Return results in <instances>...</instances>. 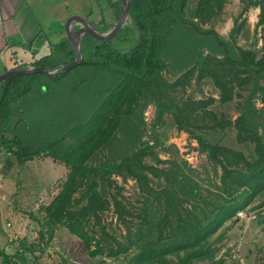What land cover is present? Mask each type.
Listing matches in <instances>:
<instances>
[{
	"label": "trees",
	"instance_id": "trees-1",
	"mask_svg": "<svg viewBox=\"0 0 264 264\" xmlns=\"http://www.w3.org/2000/svg\"><path fill=\"white\" fill-rule=\"evenodd\" d=\"M243 1L239 16L258 6L255 27L264 31L263 0ZM225 2L130 0L127 19L113 39L100 43L81 34L76 42L82 63L54 77L21 73L0 84V152L13 154L21 167L49 158L67 169L60 190L43 209L48 233L63 224L91 256L120 257L124 264L203 259L220 264L211 237L264 193V113L254 102L257 93L264 102V36L259 54L237 44L243 22L236 18L227 38L210 27ZM112 26L105 24L100 33ZM56 48L63 61L74 58L65 41ZM53 62L49 53L30 65ZM165 73H173L174 80ZM202 81L211 82L218 98L177 100L186 85ZM235 97L242 100L234 119L208 108L216 99L223 104ZM148 105L154 106L149 123L144 119ZM166 114L178 131L196 140L214 173L209 185L196 167L169 153L166 138L157 133ZM227 128L247 154L221 143L218 133ZM158 147L167 159L159 158ZM148 155L156 163L146 162ZM116 176L134 181L133 202L123 196ZM109 209L124 233L101 224ZM90 221L97 229L89 233ZM34 248L19 240L13 253L0 250V264L25 262Z\"/></svg>",
	"mask_w": 264,
	"mask_h": 264
},
{
	"label": "rangeland",
	"instance_id": "rangeland-1",
	"mask_svg": "<svg viewBox=\"0 0 264 264\" xmlns=\"http://www.w3.org/2000/svg\"><path fill=\"white\" fill-rule=\"evenodd\" d=\"M85 1L88 3L92 0ZM100 1L102 8L99 10L103 14L104 20L110 19V14L114 9L115 11L119 10V0ZM245 4L246 2L243 0H226L222 11L211 24L209 23V26L223 38H227L236 18L237 23L243 22V27L237 37V44L242 47L255 48L260 54L259 47L262 45L264 31L260 26L255 27L260 9L258 6H251L239 16ZM113 21H111V26L116 22ZM48 39L50 45L60 43L59 41L55 42L52 37H48ZM255 39H257V44L253 45ZM57 52L60 51L53 49L52 52H31L29 49L19 46L15 58L8 59L5 65H0V74L16 67L18 69L26 68L29 63L37 60L44 53L51 54L52 61H54L52 64L63 61L62 56ZM165 76L170 81L175 78L173 73H165ZM243 93L246 95L247 91L244 90ZM186 96L195 99L209 96L218 98L217 90L209 81H202L199 84L192 82L191 85H186L184 90L176 93L178 101ZM241 100V97H235L234 100L221 104L216 99L208 105V108L234 119L238 113L237 102ZM254 102L258 108L263 109L264 113V102L258 93ZM145 112H148V115H144L149 123L154 116V106L148 105ZM157 133L166 138V145L175 144L178 147L179 157H183L185 150H191V148L197 150V153L191 151L189 156L193 154L192 163L196 165L199 176L204 178L205 186L209 185L214 174L211 165L207 162L205 155L198 151L196 140L188 139L186 132L177 130L171 114L165 115V123L157 129ZM218 135L221 136V143L240 149L247 154L246 147L236 141L234 130L228 129L225 134L219 132ZM155 152L160 159L168 158V154L161 151L159 147L155 149ZM145 161L156 163L153 155L146 156ZM201 166H204L206 170H201ZM66 174L65 166L49 158L30 160L21 167L17 165L13 154L0 152V250L13 253L19 240H26L27 243L34 244L35 248L31 253H27L26 261L20 262V264H60L62 260L70 264H124L120 257L91 256L84 241L63 224L52 226L48 233L49 230L44 225L43 209L60 190L61 182L65 179ZM115 178L118 183L124 186L123 196L133 202L136 198L134 181L128 178L122 182L121 177L116 176ZM244 212L246 217L234 222L228 221L218 231L222 233L223 237L220 233H216L210 239L211 246L214 250L216 249L214 259L218 260L220 264H264V193L256 196ZM101 224L105 225L110 232L118 235L124 233L123 226L115 222V216L111 209L102 214ZM86 229L90 233L91 229H97V225L90 221V224L86 225ZM40 232L44 233L42 239ZM218 234L221 236L219 240H217ZM207 261V259H203L193 262L206 264Z\"/></svg>",
	"mask_w": 264,
	"mask_h": 264
},
{
	"label": "crops",
	"instance_id": "crops-1",
	"mask_svg": "<svg viewBox=\"0 0 264 264\" xmlns=\"http://www.w3.org/2000/svg\"><path fill=\"white\" fill-rule=\"evenodd\" d=\"M100 2L0 0V65H5L8 59H14L19 46L31 52H52L57 45H50L48 37L62 43L66 41V30L85 27L102 32L105 24L112 23L120 7L117 11L114 9L110 19L104 20L99 10L102 8ZM81 34L71 33V42L76 49V41L81 38ZM45 54L48 53L40 56ZM30 66L29 63L26 67Z\"/></svg>",
	"mask_w": 264,
	"mask_h": 264
},
{
	"label": "water",
	"instance_id": "water-1",
	"mask_svg": "<svg viewBox=\"0 0 264 264\" xmlns=\"http://www.w3.org/2000/svg\"><path fill=\"white\" fill-rule=\"evenodd\" d=\"M129 5H130V0H120V12H119V17L117 21L114 23L112 28L108 30L105 33H98L90 28H85V27H80V28H73L70 30H66V45L71 51V53L74 55V58L72 60H66V61H61L57 62L54 64H50L48 66H30L27 68H14L12 70H7L4 73L0 74V84L7 79L10 76L16 75V74H21V73H40L44 72L50 77H54L60 73H64L71 67L78 65L83 62L82 54L81 52L74 48L72 42H71V33H82L87 36H89L91 39H93L96 42L104 43L107 42L108 40L113 39L115 34L118 32V30L121 28V26L124 24V22L127 19L128 13H129ZM55 65L60 66L58 69L54 70L53 67ZM144 149H142L143 151ZM169 153L175 157H179L180 153L178 150V147L175 144H170L169 145Z\"/></svg>",
	"mask_w": 264,
	"mask_h": 264
},
{
	"label": "built area",
	"instance_id": "built-area-1",
	"mask_svg": "<svg viewBox=\"0 0 264 264\" xmlns=\"http://www.w3.org/2000/svg\"><path fill=\"white\" fill-rule=\"evenodd\" d=\"M145 115H148V112H145L144 113ZM145 115H144V119H145ZM180 139H182V138H180ZM186 152H185V154H183L182 156H183V158L192 166V167H196V165H194L193 163H192V159L194 158V156H193V154H192V156H189V154H190V152L191 151H195L194 150V148H191V150H185ZM196 153H197V150L195 151ZM193 153V152H192ZM196 156H197V154H196ZM246 209H244V210H241V211H238V213H237V218L238 219H241L242 217H246V213L244 212Z\"/></svg>",
	"mask_w": 264,
	"mask_h": 264
}]
</instances>
